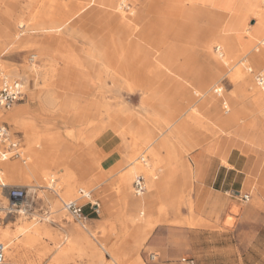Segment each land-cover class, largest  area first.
<instances>
[{"label": "rangeland", "instance_id": "1", "mask_svg": "<svg viewBox=\"0 0 264 264\" xmlns=\"http://www.w3.org/2000/svg\"><path fill=\"white\" fill-rule=\"evenodd\" d=\"M41 1L36 0L32 3L30 0H19L18 18L31 20L34 16L39 15L43 17L42 22L44 24H47L50 18H53L57 23H70L63 30V27H61L52 32H42L37 29L26 31L24 28H20L24 24V20L21 19L16 23L12 31V38L17 40V43L0 46V66L2 70L10 78L22 79L25 82V96L12 107V110L20 105L27 106V114L25 115L27 132L16 131L6 122L11 131L17 133L21 138L23 156L18 160H10V163L18 161L24 167V162H28L26 158L28 157V153L26 151L25 135L26 133L39 132L38 127H36L39 121L46 122L50 131L61 134L64 132L72 133L74 132V128H76L80 130V133L77 134L76 140H74L75 148L72 151V156L67 166L73 171L75 176H78V184L75 185V193L70 199L58 200L61 212L65 217L62 220H58L50 216V211L58 196L61 195L60 180L58 178L63 173L62 169L55 170L51 166L47 167L49 174L54 175L56 178L55 181L51 180V182L48 179L44 183L45 186L49 185L50 189L38 188L35 178L30 179L29 182L3 181L9 186H26L29 192L35 194L34 203L31 206L32 210L25 211L23 216L24 221L28 223L31 219L41 220L40 218L49 216L50 219L46 224L52 230V233L56 234V239L60 243L56 246L50 245L47 249L44 247V244H48L49 241L48 238L43 237L35 247H25L22 249L21 254H24V258L16 264H51L55 253L63 252V247L68 241V236L75 238V232H69L68 230L70 227L78 229L82 236L79 240V246L72 247L71 250L66 251L68 255L64 258L62 264H115L109 257L113 248H118V254L123 255L121 264H138V262L134 261L135 254L133 251L137 254L140 264H186L182 262V258L184 257L192 258L195 264H210V259L207 258L206 252L209 232H190L191 229L203 230L206 227L204 217L206 206L204 196H198L197 194L196 188L200 179L195 170L198 172L199 166L202 165H226L228 164V158H238L239 163L247 167L246 171L240 174L234 186L228 188H232V191L226 190L225 194H223L224 200L228 203V208L224 214L225 227L233 228L237 223L241 224V217L246 207L251 209L249 213L253 215H250V217H253L251 220L255 226L258 224V221L260 223L264 222V169L261 167L255 168V164L259 163V160L262 159L261 156L253 155L248 157L236 150L228 151L225 142L220 137H227V132L211 124L209 121L212 117L210 110L200 107V102H198L193 108L199 115L194 116L193 122L191 120L188 121V125L191 124L194 127L190 137L198 141L200 146L192 151H190L188 146L187 150L185 149L184 151L176 147L173 155L189 165L192 172L190 181L183 180L181 171L176 170L174 178L167 184V192L162 195L163 200L167 204L174 200V207L167 209L159 201L157 206L162 205L165 214L162 217V221L155 225L147 236V239L139 247L134 246V240L137 238L136 229L131 224L130 219L124 214V208L121 204L123 196L119 193L120 183L118 176L120 172L115 171L125 156L130 157V155L134 154H138L136 156H139V154L145 156L158 139L160 140L167 135V132L163 133L162 127L166 113L162 110H155L154 106L157 104L155 99L159 98L158 96L163 97L164 102L168 106L173 104L172 102H178V100H175V90L173 87L156 88L155 86L145 85L140 87L132 86L130 94L125 91L117 93L108 79L100 82L98 77L99 73L103 71V67L99 64V61L89 56L90 47L99 43L101 47L106 49L111 42L116 40L112 28L118 25L121 14L114 9L96 3L85 10L82 9L78 13L75 12L80 4L87 6L89 5L88 3L95 2L94 0H43L50 7L48 12L40 14ZM131 1L133 0H130V3L127 4V7L130 9L134 6ZM138 1L149 7H154L156 10L159 9L164 17H168L166 19L174 20L178 24L181 19V9L186 6L185 2L187 0ZM124 11L126 14L129 12L128 9ZM161 13L160 15L156 12L148 13L145 21L147 23H156L162 16ZM193 16L194 18L190 20L189 27L185 29L186 39L181 41V45L189 46L196 51L190 55L191 61L197 69H202L204 64L212 57L219 62L221 61L217 53L222 50L218 51L216 49L217 43L211 44V40L215 36H222L225 32L233 35L232 32L235 30H227L224 26L219 28L206 26L205 17H202L200 14ZM237 17V21L244 28L243 30L247 32H252L257 27V24H259V30L256 32V35L260 36L259 41L264 39V28L261 27L262 21L264 22V7L258 18L257 16L255 17V13L252 11L243 12ZM69 18L70 20L67 21ZM159 38V44H163L164 40L169 39L166 28L161 31ZM122 39L126 42L132 40L129 37H122ZM33 40L42 41L44 44L41 42V44H34ZM254 46L250 49L242 48L243 54H248ZM41 51L50 52L58 63L57 68L59 72L57 74H59L60 79L56 83V89L80 96L79 99L74 100L76 112L80 114L77 122L70 118L64 119L62 113L55 112V108L50 107L48 111H45L40 106L37 96L43 97L47 94V90H42L45 82L43 81L42 73L39 71L44 66V55ZM204 51H208L209 55H204ZM30 54H35L37 60L35 64L37 65V72L32 71V75L28 71L23 72V70H27V67H30V62L28 61ZM249 59L245 58L244 64L246 68L252 69L249 79L252 87L257 89L255 88V76L260 70L264 69V65L254 68L250 64ZM66 60H72L70 68L65 65ZM48 64L51 63H46L44 69H53ZM218 68L212 67L209 72H206L209 73L205 77L207 84L211 88L215 86L223 87L224 95L231 96L233 93L237 94V81L231 76L234 71H227L228 68L221 65H218ZM243 69L245 70V68ZM211 74L215 75L214 78L211 77ZM213 79L216 82L213 83ZM154 89H156V92H154ZM31 91L35 92L36 99L30 98ZM154 96L157 97L153 99ZM251 98L250 90H244L241 93V101L238 107H243L248 112L247 103H249ZM118 108H122L130 116L127 138L123 136L122 129L118 126H115L111 132H105L106 127L105 130L104 128L99 130L98 128L100 127L97 126H107L109 123V117L105 109L116 110ZM173 110L175 109L170 107L169 112H173ZM4 112L8 113L7 111ZM221 116H225L223 111H221ZM257 116L259 119H255L251 115L250 121L253 122L252 125L254 127L252 126L253 128L251 129L244 128L242 132L247 133V131H251L260 137L264 135V115L257 114ZM246 122L244 117L240 115L239 125L243 126ZM94 128L98 133L94 132ZM145 129H147V132L153 134V139L150 142L146 140V136L142 132ZM185 132H180V135L189 137V134L187 135ZM94 135H98L97 138ZM87 138H91V140L89 141ZM126 144L127 148H125ZM208 149L214 150L209 151ZM36 150H40V148H36ZM159 157L165 158L166 152L161 150ZM137 161L140 162V159ZM146 161H149V159L146 158ZM176 163L175 160L172 162L173 165ZM109 170H112V172L109 173ZM138 175H141V173L139 172ZM133 181L134 177L130 183L131 196L134 199H139V197L134 195ZM48 182L49 184H47ZM88 183H91L92 186L96 185L91 192H88L90 194V202L97 203L100 208L99 214L96 215L91 211L90 205H87L85 200L79 201L80 204L85 206V211L90 214L91 219L86 227L82 228L63 210L62 202L77 200L79 198L78 190H89L83 185ZM1 191L0 189V193ZM147 191L146 185L145 195ZM102 194L106 196V199L101 198ZM244 194L249 195L247 204H244L241 200V196ZM4 201L7 205V199H4ZM105 203L108 205L112 204L111 207L113 209L110 212H106L108 210L105 211ZM139 212L140 210L130 208V213L135 216L137 224H140V221L144 218L147 219L148 217L155 216L153 212L151 214L145 213L143 216L139 215ZM213 216L216 222H221L219 214H214ZM0 218H3V224L0 227L7 226L14 232L20 225L18 212L6 217L4 212L0 210ZM41 223H43L42 220ZM33 232H35L34 229ZM239 234L241 236L236 237V241L242 239L246 242V246L253 242L256 250V253L253 254L254 260L257 263L264 264V227L260 232H251L250 236L245 235V237V232H240ZM232 242L234 243V240ZM51 246L52 249H50ZM130 249L133 250L132 253L129 252ZM5 264L10 263L6 262Z\"/></svg>", "mask_w": 264, "mask_h": 264}, {"label": "bare ground", "instance_id": "2", "mask_svg": "<svg viewBox=\"0 0 264 264\" xmlns=\"http://www.w3.org/2000/svg\"><path fill=\"white\" fill-rule=\"evenodd\" d=\"M94 1L93 4H102V6L114 9L121 14L118 25L112 28L117 41L111 42L106 49L101 47L99 43L90 47L91 51L89 56L99 61V64L103 67V71L99 73L98 80L102 82L104 79H108L117 93L125 91L130 94L132 92V86L173 87L176 94L175 100H178V102H172L173 104L168 106L164 102L163 97L158 96L160 99H155L157 102L154 106L155 110H162L166 113L162 127L163 133L167 132V135L160 140L158 139L159 141H156L152 149L145 156L142 154H139V156H136L138 154L130 155V157L125 156L119 163L120 168L118 167L115 171L120 172L118 181L120 183L119 193L123 196L121 204L124 208V214H126L136 229L137 238L134 240V246L139 247L149 235V231L164 216L162 205L157 206V203L161 200L162 195L167 192L166 187L168 182L174 178L176 170H179L178 165L181 164V161L177 156H173L176 147H179L182 151L187 150L188 137L180 135V132L186 131L185 133L187 135L189 134L188 121L191 120L193 122L194 116L199 115L193 108L196 103L200 102V107L210 110L212 117L209 121L211 124L218 126L227 132V134H231L232 131L241 133L244 128H253V122L250 121L251 115H264V69L260 70L255 76V88L257 89H254L249 79L252 69L246 68L244 64L245 58H250V64L254 68L264 65V39L262 38L263 40L259 41L248 54L244 55L242 48L236 43L230 33L225 32L220 37L215 36L216 38L214 37L211 40V44L217 43L216 49L218 51L222 50L217 53L221 61L219 62L212 57L204 64L202 69H197L192 64L190 57L196 51L189 46L181 45V41L186 39L185 29L189 27L190 20L194 18L193 12L187 9L186 6L181 9V19L176 24L174 20L166 19L168 17H164L159 9L156 10L154 7L142 4L138 0L131 1L134 5L132 9L127 7L130 0ZM263 7L264 0L260 2L255 17L257 16L258 18ZM125 9L129 10L128 14L124 11ZM154 12L159 15L161 13L162 16L156 23H147L145 21L146 16L148 13ZM20 28H24L26 31L37 29L42 32H52L60 29L61 26L25 20ZM164 28L167 29L169 39L164 40L163 44H159V36ZM122 37H129L132 40L126 42ZM41 52L44 55V66L39 71L42 73L43 81L45 82L42 90H47V94L43 97L37 96L40 106L45 111H48L50 107L55 108V112L62 113L64 119L70 118L77 122L80 114L76 112L74 100L79 99L80 96L56 89V83L60 79L59 74H57L59 72L57 68L58 63L50 52ZM203 54L209 55L208 51H204ZM243 55L244 57H242ZM36 61L30 63V67H27V70H23V72L28 71L31 75L32 71L36 73ZM49 62L51 64L48 65L51 68L53 67V69H44L46 63ZM71 62L72 60H66L65 65L70 68ZM218 65L226 66L228 68L227 71H234L231 76L237 81V94L233 93L231 96H227L224 95L223 87L215 86L211 88L207 84L205 77L209 73L206 72H209L212 67L219 69ZM72 66L74 65L72 64ZM214 76V74H211V77L214 78ZM212 81L213 83L216 82L214 79ZM248 89L252 95L249 101L252 109L247 112L243 107H238V104L241 101V93ZM154 92H156V89H154ZM156 97L154 96L153 99ZM30 98L36 99L35 92L31 91ZM170 107H173L175 110L169 112ZM26 109L27 106L20 105L14 110L11 109V112L0 114V120L7 122L16 131L27 132L25 120V115L27 114ZM221 111H223L225 116H221ZM105 112L109 117V123L107 126L102 127L101 125H97L100 127L97 128L99 130L104 128L105 130L106 127L105 132H111L115 126H118L122 129L123 136L127 138L128 123L130 121L128 113L122 108L116 110L105 109ZM240 115L244 117L245 122L247 121L243 126H240L238 123ZM36 127H38L39 132L26 133L25 135L27 144L26 151L28 153V157H26L28 162L25 161L23 164L25 168L18 161L13 163H10V160L0 162V171L2 173V175L0 174V179L2 181L29 182L30 179L35 178L38 183V188L50 189L51 187L49 185L45 186L44 183L48 179L55 181L56 178L54 175L49 174L47 167L51 166L55 170L62 169L63 173L58 178L60 180L61 195L58 196L50 211V216L54 217V219L62 220L65 217L61 212L58 200L70 199L75 193V185L78 184V176H75L67 165L72 156V151L75 148L74 140H76L75 138L80 133V130L72 127L74 128V132L72 133L64 132L61 134L59 132H52L44 121H39ZM94 132L98 133L96 129ZM142 132L145 134L148 142L153 139V134L147 132V129ZM97 136L94 135L96 138ZM94 137L92 138L94 139ZM88 140L90 141L91 138ZM36 148H40V150H36ZM125 148H127V144ZM161 150L166 152L165 158L159 157ZM145 157L150 162L146 161ZM138 159H140V162L137 161ZM174 160L177 162L175 165L172 164ZM110 172L112 170H109ZM139 172L144 180H146L148 191L146 195L143 194L139 196V199H134L131 196L130 183L133 177L135 179L138 176ZM181 174L182 179L189 182L187 173L181 171ZM83 185L89 190H81H84L88 196L90 195L88 192H91L96 187L95 184L92 186L91 183ZM22 187L26 188V186ZM4 199H6L5 193L1 191L0 210L2 211L7 207ZM168 205L174 207V200L170 201ZM130 208L140 210L139 215L141 216L145 213L151 214L152 212L155 213V216L148 217L147 219L144 218L140 221V224H137L135 222V216L130 213ZM28 210H32V207L18 211L20 225L15 232L7 226L0 227V241L6 246L5 261L2 264L6 262L10 264L20 262L24 258L21 250L25 247H35L43 237L48 238L49 243L44 244V247L47 249L50 245L56 246L60 244L56 239V234H53L52 230L46 224L50 219L49 216L40 218L43 223H41V220L36 219H31L27 223L24 221L23 216L25 211L27 212ZM33 229L35 232H33ZM68 230L69 232H75L76 236L75 238L68 236V241L63 247V252L55 253L51 264H62L64 258L68 255L66 251L80 245L79 240L82 236L80 231L74 227H70ZM89 244L91 245V243ZM52 246L50 249H52ZM118 250V248H113L109 255L115 264H121L123 260V255L118 254ZM132 251L130 249L129 252L132 253ZM133 252L135 254L134 261L140 264L137 254L135 251Z\"/></svg>", "mask_w": 264, "mask_h": 264}, {"label": "crops", "instance_id": "3", "mask_svg": "<svg viewBox=\"0 0 264 264\" xmlns=\"http://www.w3.org/2000/svg\"><path fill=\"white\" fill-rule=\"evenodd\" d=\"M30 1L33 3L36 0ZM18 4L19 0H0V46H2L3 44L14 45L17 43V40L12 38V31L19 20H24L23 18H18ZM88 4V7L93 6V2H90ZM259 4L260 0H187L185 2L187 9L191 10L194 15L200 14L202 17H205L206 26H215L216 28L224 26L227 30L234 29L235 31L232 32V38L235 39L236 43L241 48L248 49L259 43L260 36L256 35V32L259 30V24H257V27L253 29L252 32H247L246 30H243L244 28L237 21V16L241 15L243 12L249 11L256 13ZM40 5V14L49 11L50 6L47 5L43 0L41 1ZM88 7L80 4L75 12L82 9L85 10ZM42 18V16L38 15L27 21L43 23ZM69 20L70 18L67 21ZM262 23L263 24L261 27L264 28V22L262 21ZM47 24H53L54 26L63 25L61 26L63 27L62 30L65 29L68 25L66 23H57L53 20V18H50ZM33 41L34 44L42 43V41ZM73 94L77 95L75 93ZM247 108L249 110L252 109V107L250 106V102L247 103ZM0 114H3V112H0ZM253 118L257 119L258 116L255 117V115H253ZM188 126L190 132L187 145L190 151H192L197 149L200 146V143L190 137L194 127L191 124H189ZM220 137H222V140L225 142L228 151L236 150L240 154L248 157H251L253 155L261 156L262 159L259 160V163L255 164V168L261 167L262 169H264V135L260 137L258 136V134L251 131H247V133L232 131V133L228 134L227 137ZM208 150L213 151L214 149ZM194 160L196 159L194 158ZM180 161L181 164L178 165V168L180 171L187 173L190 181V178L192 176L191 169L185 161L181 159ZM199 167L200 169L198 170V172L197 170H195V172L198 173V178L200 179L196 190L198 196H204L203 198L206 206L204 213L206 227L203 230L191 229L190 232H209L207 236L208 244L206 252L207 258L210 259V264H260L254 260L253 254L256 253V250L253 246V242H251L250 245L246 246V242L244 240L239 239L236 241L235 238L241 236L239 234L240 232H245L246 234H244V236H250L251 232H260L264 227V222L260 223L258 221V224L255 226L251 220L253 218V215L249 213L251 209L246 207V210H244V213L241 217V224L237 223L233 228H227L224 225V214L226 212V209L228 208V203L224 200L223 194H225L226 190L232 191V188H228L230 186H234L240 174L246 171L245 169L247 166L240 164L238 158H228V164L226 165L210 164L202 165ZM105 197L103 194L101 195V198ZM160 201L165 207H167V209L171 207L167 204V202L163 200V198H161ZM247 202L243 203L247 204ZM111 205H108L107 203L104 204L105 211L108 210L106 212H110L111 209H113ZM214 214L220 215V223L214 220ZM250 215L252 216L250 217ZM161 221L162 219L159 220V222ZM232 240H234V243L232 242Z\"/></svg>", "mask_w": 264, "mask_h": 264}, {"label": "built area", "instance_id": "4", "mask_svg": "<svg viewBox=\"0 0 264 264\" xmlns=\"http://www.w3.org/2000/svg\"><path fill=\"white\" fill-rule=\"evenodd\" d=\"M28 61H36V55L30 54ZM25 82L22 79L10 78L0 66V112L9 111L12 107L20 102L24 96ZM21 138L17 133H13L6 122L0 121V162L7 160H18L23 156ZM1 174V172H0ZM134 195L139 197L146 192V184L142 175L136 176L133 181ZM0 189L5 193L7 207L4 209L5 216H12L18 212V209H29L34 203L35 194L29 192L27 188L6 185L0 179ZM79 198L77 200L62 202L63 210L82 228L90 222V214L85 211V206L80 204V200H85L87 205L96 215L99 214V205L91 203L90 198L84 190H78ZM243 202L249 201V195L241 196ZM3 224V218H0V226ZM6 246L0 241V264L5 261ZM186 264H195L194 260L189 257L182 258Z\"/></svg>", "mask_w": 264, "mask_h": 264}]
</instances>
